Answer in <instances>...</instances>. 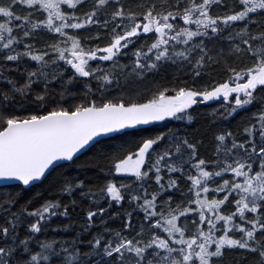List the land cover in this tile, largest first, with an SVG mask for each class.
<instances>
[{"label": "snow or ice", "instance_id": "1", "mask_svg": "<svg viewBox=\"0 0 264 264\" xmlns=\"http://www.w3.org/2000/svg\"><path fill=\"white\" fill-rule=\"evenodd\" d=\"M166 65L187 71L112 95ZM217 101L220 121L259 107L218 128L210 156L139 127ZM93 149L92 183L65 174ZM53 173L49 196L21 202ZM0 180L19 188L0 185V264H221L225 250L264 264V0H0Z\"/></svg>", "mask_w": 264, "mask_h": 264}, {"label": "trees", "instance_id": "2", "mask_svg": "<svg viewBox=\"0 0 264 264\" xmlns=\"http://www.w3.org/2000/svg\"><path fill=\"white\" fill-rule=\"evenodd\" d=\"M107 37H105V42ZM235 63L237 66H241L247 63V58L242 57L239 61H231ZM222 67V66H221ZM187 71V69L178 70L176 67L171 65H166L162 67L159 72L155 76H150V78L146 80H138L135 77H129L127 80L121 79L119 82V88L114 89L112 95L119 96L121 94H126L128 96L136 97V93L143 92L145 95L150 94L151 89L153 88L154 83L161 84H170L175 83V77H182L183 72ZM218 78L223 77L224 73L221 69H217V72L214 73ZM53 87L57 90L59 89L58 84H53ZM220 102H213L210 104H204L200 106H195L193 115L195 119L192 122L188 121H163L156 125L144 126L141 128L148 129V132L144 133L145 135L151 134L153 132L159 130L168 129H180L181 134L187 135L190 139L196 141H203L202 145H198L200 147V151L202 154L210 156L212 154L214 148V140L213 133L218 130V128H229L235 131L238 127L247 122V119L251 116L252 112L255 111L259 104L254 103L250 108L246 110H241L238 114L233 117H229L227 120L220 121V117L213 118V109H219L223 111V109L219 108ZM129 132H134L135 130H128ZM133 136H127L122 138H117L112 141L113 144H119L123 140H132ZM107 143V139H103ZM95 149L91 151H86L82 155H80V159L77 161L76 165L71 167H66L65 174L67 176H77L79 175L83 178L85 175L89 177V183H92L98 175V169L94 166L82 167V165L88 164L93 159V155L95 153ZM59 179L57 173H53L52 176L49 177L48 180H44L39 184H35V186L30 187L28 189L25 188L24 191L20 192V200L23 202L29 198H33L34 202L39 203V200L43 197L49 196L48 189L50 187V182H55ZM16 190H19L18 185H12ZM37 194H40L39 198H37ZM119 209V206H116ZM76 219V217H73ZM67 222V219L60 221ZM110 226L116 227L118 226L117 221L110 222ZM71 232L62 233V235H71ZM221 264H254L252 255L243 251V250H225V254L222 258Z\"/></svg>", "mask_w": 264, "mask_h": 264}, {"label": "water", "instance_id": "3", "mask_svg": "<svg viewBox=\"0 0 264 264\" xmlns=\"http://www.w3.org/2000/svg\"><path fill=\"white\" fill-rule=\"evenodd\" d=\"M210 103H213V102H209L207 104H210ZM171 120H174V119H170L169 121ZM159 122H156L154 125L158 124ZM144 126H150V125H143V126H139V127H144ZM112 135H117V134H112ZM101 139H107L106 137L105 138H101ZM86 152V151H85ZM83 152V153H85ZM41 182H37L36 184H39ZM0 185H18V182H15V181H3V180H0ZM26 189L30 188L28 186H24Z\"/></svg>", "mask_w": 264, "mask_h": 264}]
</instances>
